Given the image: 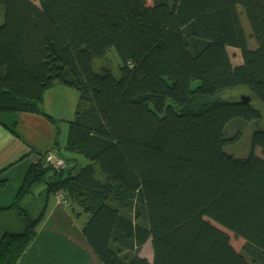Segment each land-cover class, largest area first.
Segmentation results:
<instances>
[{"label": "trees", "instance_id": "obj_1", "mask_svg": "<svg viewBox=\"0 0 264 264\" xmlns=\"http://www.w3.org/2000/svg\"><path fill=\"white\" fill-rule=\"evenodd\" d=\"M55 85L78 92L50 149L65 165L41 153L0 204L27 220L0 264H19L57 194L101 264H264V0H0V94L19 103L0 113L58 134L43 109ZM234 89L249 102L221 98ZM247 128V154L228 152Z\"/></svg>", "mask_w": 264, "mask_h": 264}, {"label": "crops", "instance_id": "obj_2", "mask_svg": "<svg viewBox=\"0 0 264 264\" xmlns=\"http://www.w3.org/2000/svg\"><path fill=\"white\" fill-rule=\"evenodd\" d=\"M50 89L43 94V109L63 120L47 109ZM0 97V105L19 104L9 94H0ZM56 136L63 147L65 140L60 129L57 134L55 126L39 113L26 110L0 113V204L13 198L28 165L53 147ZM39 188L42 190L41 186ZM50 197L37 235L19 264H101L81 233V219H75L66 207L59 206L55 196L54 199ZM146 249L142 253L149 259L151 251Z\"/></svg>", "mask_w": 264, "mask_h": 264}, {"label": "rangeland", "instance_id": "obj_3", "mask_svg": "<svg viewBox=\"0 0 264 264\" xmlns=\"http://www.w3.org/2000/svg\"><path fill=\"white\" fill-rule=\"evenodd\" d=\"M146 1L149 3L151 2V0H146ZM164 38L168 42L169 45H172L174 43L178 44V43L182 42V36H181L180 32H178V31L166 32ZM229 52L231 54L232 62L236 63L237 60H239V58L237 56V52L234 49H229ZM101 64H102L101 61L96 62V60H95L93 63L94 69L99 70ZM110 67L114 73L118 72V59H117V56L115 53H114V57L111 58ZM5 94H3V95H5ZM238 95L245 96L244 94L240 93L239 89H234V90H228V91L224 92L223 95L221 96V98L235 99L238 97ZM246 96L249 97L248 95H246ZM1 97H3V96H1ZM1 97H0V99H2ZM77 98H78V92L75 89L62 88V86H60V85H55V86H53V88H51L49 90V98L47 100V109L49 112L57 114L56 117L63 119V120H60L58 122V128L60 129V133L62 132V139H65V136H66V127L63 128V125H67L66 120L71 119L74 116ZM261 110H262L261 112L264 114V107H262ZM61 127H62V131H61ZM250 132H251V128H247L246 130H244V133H243L241 140H239L238 142H236L234 144L228 145L226 147V150L228 152H232V153H234L240 157H243L244 155H246L250 149V146H249ZM257 150L260 153V150L259 149H257ZM262 156L264 157V155H262ZM50 196H51L50 197L51 199H54L53 195H50ZM30 201L34 203L32 205L34 208L38 205V202L40 201V199H35V197H34V198H31ZM57 204L59 206L65 207L63 204H60L58 202H57ZM229 235H230V240H231V243L233 244V246L237 250L240 249L241 245H242V239L235 237L230 232H229Z\"/></svg>", "mask_w": 264, "mask_h": 264}, {"label": "water", "instance_id": "obj_4", "mask_svg": "<svg viewBox=\"0 0 264 264\" xmlns=\"http://www.w3.org/2000/svg\"><path fill=\"white\" fill-rule=\"evenodd\" d=\"M245 102L250 98L241 96ZM27 229V220L17 210L0 212V245L6 236H22Z\"/></svg>", "mask_w": 264, "mask_h": 264}, {"label": "built area", "instance_id": "obj_5", "mask_svg": "<svg viewBox=\"0 0 264 264\" xmlns=\"http://www.w3.org/2000/svg\"><path fill=\"white\" fill-rule=\"evenodd\" d=\"M45 160L46 162L54 165L56 168H61L65 165V161L61 157L57 156L53 151L50 150L46 153ZM55 197L58 203L63 204L65 206V201L61 194H57L55 195Z\"/></svg>", "mask_w": 264, "mask_h": 264}]
</instances>
